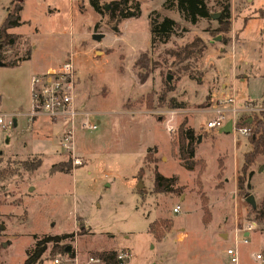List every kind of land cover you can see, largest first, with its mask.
<instances>
[{
	"label": "rangeland",
	"instance_id": "1",
	"mask_svg": "<svg viewBox=\"0 0 264 264\" xmlns=\"http://www.w3.org/2000/svg\"><path fill=\"white\" fill-rule=\"evenodd\" d=\"M10 1L0 0V24L14 10ZM110 1L100 3L108 8ZM135 1L139 17L115 23V30L107 9L98 14L89 0L23 1L21 24L10 30L16 43L0 46L2 63L29 52L15 65H0V112L15 115L17 123L0 129V264H23L34 235L62 234L70 236L56 248L47 244L39 264H53L55 258H60L57 264H101L90 261L93 253L109 249L127 251L126 264H230L225 249L235 245L234 231L248 221L256 226L246 242L238 235L240 264H264L253 257L264 253V216L252 211L264 199V154L247 170L252 175L244 176V188L251 187L247 196L255 200L252 208L227 180L234 178L229 158L235 155L241 163L248 135L235 132L234 139L219 128L206 129L211 110L228 94L234 98L230 106L264 110V20L257 14L264 0H206L212 14L229 5L227 32L217 30L222 26L215 18L186 22L174 0L169 7L165 0ZM153 11L184 30L151 48L148 16ZM93 33L104 36L95 41ZM196 38L205 45L201 57L177 71L169 51ZM69 57L76 71V104L95 114L92 121L101 120L95 130L75 133L81 165L59 147L63 123L39 118L28 126L24 117L30 107L29 76ZM183 121L196 129L197 163L190 170L177 157ZM148 149L152 161L144 158ZM37 159L41 164L34 169ZM52 165L71 170L52 172ZM155 169L176 178L177 192H152ZM175 205L178 213L172 211ZM158 219H167V227L153 236L149 224Z\"/></svg>",
	"mask_w": 264,
	"mask_h": 264
},
{
	"label": "trees",
	"instance_id": "2",
	"mask_svg": "<svg viewBox=\"0 0 264 264\" xmlns=\"http://www.w3.org/2000/svg\"><path fill=\"white\" fill-rule=\"evenodd\" d=\"M24 0H11L10 3H15L14 10L12 12L7 11L2 23L0 24V46H13L16 43V35L10 30L21 24L20 12L22 10V3ZM175 6L180 17L190 24H195L199 19L211 18V11L207 5L206 0H174ZM172 0H165L164 6L169 7ZM89 4L92 9L98 14L102 13L103 9H107L108 21L113 23V29L115 30V23L128 18H137L140 15L139 3L135 0H112L108 3V8L105 5H101L100 0H89ZM258 16L264 19V7L257 11ZM230 9L228 4L222 5V10L216 18V22L221 28L217 29L219 32L229 31L230 25ZM149 27V45L150 47H156L164 45L169 42L172 36L179 35L184 30L179 28V25L175 20L168 16H161L157 12L153 11L148 16ZM222 42H225L222 40ZM205 45L199 38L193 39L190 43H187L181 47L169 51V56L173 57V61L178 65L177 71L180 72L183 68L189 67V60H197L201 57ZM29 58V52H25L19 59L4 63L5 65H15L19 60ZM136 66L140 67V60L135 62ZM182 64H184L182 67ZM140 81H144L145 77L138 75ZM182 106V105H181ZM236 128L245 127L248 130V144L249 150L243 154V162L241 166V176H238L237 188L240 195L246 197L248 190L251 188L249 183L246 184V189L243 186L245 181L244 176L250 177L251 171L247 170L254 163L256 157L260 154H264V110L258 112L239 114L235 122ZM195 134L194 130L185 125V122H181L178 126L177 132V157L187 168V170L193 169L197 161L194 159L195 154ZM148 149L145 160L152 161L149 157ZM25 168H29L28 163H25ZM41 160L37 159L32 168L40 166ZM70 166L64 168L62 166H51L52 172L69 173ZM143 168L138 170L137 175L142 174ZM153 188L154 193H175L178 187H175L176 178L164 177L154 170ZM255 212L257 218L264 216V199L261 200L260 205L252 209ZM167 219H158L149 224V232L153 236H157L159 227H167ZM68 234L62 235H44L38 238L33 236L34 242L31 249L27 250V257L23 264H39L42 260V255L47 249V244H51V249L58 247L62 244L63 240L67 238ZM66 249L65 251H67ZM118 251L114 249L99 250L93 253L101 264H118L116 259Z\"/></svg>",
	"mask_w": 264,
	"mask_h": 264
},
{
	"label": "built area",
	"instance_id": "3",
	"mask_svg": "<svg viewBox=\"0 0 264 264\" xmlns=\"http://www.w3.org/2000/svg\"><path fill=\"white\" fill-rule=\"evenodd\" d=\"M29 85L30 108L24 114L28 126H31L39 118L49 119L52 123H63L62 129L58 134L59 147L71 155L74 165H81L83 163L82 157L76 155L74 152L75 133L78 129L95 130L97 123L89 118L91 115H95L94 113L84 110L76 104L77 78L72 58H67L57 67L48 70L46 73L31 75ZM233 102L234 98L232 94L224 96L220 100L219 105L211 110L214 116L206 122V129H220L225 122L231 120L232 131L247 136L249 134L247 128L235 127L236 118L239 112L251 113L257 109L255 107H246V105L235 108L230 106ZM14 116L13 114L0 112V129L2 131L10 130L13 127ZM6 117L11 118L10 122H6ZM172 211L178 213L179 205H175ZM240 216L244 218L245 212H242ZM255 226L256 223L254 221H248L234 231L235 245L225 249V254L230 264H240L239 253L236 248L239 233L245 237L242 239V242H246V237ZM253 257L260 263H264L263 252H258ZM127 258V251H118L116 255L118 264H126ZM52 261L54 264H57L60 262V258H55ZM90 261L100 262L97 258H91Z\"/></svg>",
	"mask_w": 264,
	"mask_h": 264
},
{
	"label": "crops",
	"instance_id": "4",
	"mask_svg": "<svg viewBox=\"0 0 264 264\" xmlns=\"http://www.w3.org/2000/svg\"><path fill=\"white\" fill-rule=\"evenodd\" d=\"M253 1V0H252ZM230 9V8H229ZM259 9H261V8H258L257 9V11L259 10ZM241 12V11H240ZM258 14V13H257ZM230 15H232V13H230ZM261 19H263V18H261ZM264 20V19H263ZM47 67V66H46ZM43 70H45V68L43 69ZM43 70H41L39 73H41ZM31 75H33V74H31ZM30 75V76H31ZM30 76H29V78H30ZM28 85H29V79H28ZM221 86H223L224 88L226 87L225 86V84L224 83H222L221 84ZM28 91H29V96H30V85H29V88H28ZM27 102H29V100H27ZM28 106V105H27ZM243 106V105H242ZM241 106V107H242ZM260 107V106H259ZM30 108V107H29ZM260 108H264V107H260ZM102 113L101 112H99V115H101ZM51 123H52V121H50ZM100 122H101V120L99 119V118H97V119H95V123H97V125L98 124H100ZM225 124H226V122H225ZM224 124V125H225ZM223 125V126H224ZM17 126V123H16V125H15V127ZM222 126V127H223ZM221 127V128H222ZM192 128V127H191ZM194 130H196V129H194ZM220 130V129H219ZM222 133V132H221ZM224 134H226V135H229V134H231L232 135V137L235 139V132H233V131H231L230 133H224ZM57 136H58V134H57ZM248 141V140H247ZM243 142H241V144H242ZM244 144V143H243ZM238 143H237V141H235V144H234V146L237 148L238 147ZM76 146V145H75ZM248 146V147H247ZM245 147H246V149L243 151V154L245 153V152H247L248 150H249V144H246L245 145ZM76 148H77V146H76ZM82 155V154H81ZM195 155V154H194ZM81 157H84V156H81ZM242 162H243V155H242V161H241V163L239 164V162H238V160H237V157L235 156V155H232L230 158H229V166L231 167V171H230V173L229 174H232V177H234L233 179H231V178H228L227 177V180H228V183L229 182H233L234 181V184H235V187H236V183H237V181H236V178L238 177L237 175H236V172L239 170V167H241L242 166ZM255 162V161H254ZM225 167V165L223 164V162H222V166H221V169L223 170V168ZM227 167V166H226ZM249 171H251L252 172V169H250ZM228 172V171H227ZM227 172H225V173H227ZM228 174V173H227ZM237 194H235V196H236ZM231 196L233 197V193H231ZM244 234H246V233H244ZM225 236H226V234H225ZM54 264V263H53Z\"/></svg>",
	"mask_w": 264,
	"mask_h": 264
},
{
	"label": "water",
	"instance_id": "5",
	"mask_svg": "<svg viewBox=\"0 0 264 264\" xmlns=\"http://www.w3.org/2000/svg\"><path fill=\"white\" fill-rule=\"evenodd\" d=\"M219 16V13H215V14H211V18H218ZM104 35L103 34H98V33H93L91 35V38L94 39L95 41H100V39L103 37ZM0 65H4V63L0 62ZM170 78L168 77V80ZM16 125V121L14 120L13 121V126ZM232 131V121L231 120H228L226 122V124L220 128L219 132H222V133H230ZM198 140H199V137H198ZM5 143H8V138L5 139L4 141ZM252 208H255V200H254V197L252 195H249L247 197H245L244 199Z\"/></svg>",
	"mask_w": 264,
	"mask_h": 264
}]
</instances>
